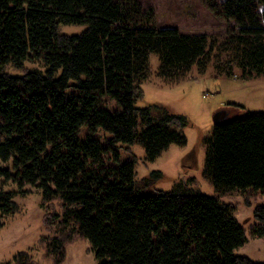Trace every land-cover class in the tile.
Here are the masks:
<instances>
[{"label":"trees","instance_id":"trees-1","mask_svg":"<svg viewBox=\"0 0 264 264\" xmlns=\"http://www.w3.org/2000/svg\"><path fill=\"white\" fill-rule=\"evenodd\" d=\"M205 1L235 29L210 35L158 27L154 9L140 0H0V228L19 212L15 198L29 184L43 205L61 201V212L45 217L52 235L41 238L55 264L77 236L96 264H264L235 253L247 233L235 206L221 200L264 194V112L223 106L229 115L214 125L205 164L217 196L184 185L138 193L135 159L106 160L112 153L119 161V144H142L153 161L171 144L187 143L184 115L135 106L151 80L153 54L168 86L210 65L217 76L264 77V0H225L220 8ZM63 25L86 29L64 34ZM28 62L44 69H27ZM106 95L119 110L102 105ZM82 127L90 133L84 140ZM99 128L106 145L91 135ZM256 215L262 223L251 234L264 237V205ZM10 264L37 263L19 251Z\"/></svg>","mask_w":264,"mask_h":264},{"label":"rangeland","instance_id":"rangeland-1","mask_svg":"<svg viewBox=\"0 0 264 264\" xmlns=\"http://www.w3.org/2000/svg\"><path fill=\"white\" fill-rule=\"evenodd\" d=\"M225 0H212L220 8ZM143 8H153L158 27H175L184 33H206L210 35H225L235 29V23L224 19L211 11L205 0H140ZM85 25H63L61 33H81ZM237 29V28H236ZM156 54L151 57L153 73L151 80L142 85L143 96L135 101V106L143 108L150 105H161L170 112L184 115L187 119L182 128L187 138L185 145L171 144L155 160H148L144 145L119 144V161L112 153L106 156L109 165L119 166L135 159L136 191L150 194L157 191H170L181 186L194 187L201 192L217 196L218 193L210 176L205 174V164L208 149V139L214 132L213 114L228 103H239L249 111L264 112V77L242 79L239 77L217 76L212 65L207 72L198 75L193 70L187 79L177 85H165L158 77L155 62ZM27 69H44L39 62H28ZM9 71L23 75L24 70ZM190 77H196L191 79ZM191 79V80H188ZM102 105L110 111L119 110L118 103L110 96L102 97ZM155 115L161 111L156 109ZM90 134L86 127L81 128L79 138L84 140ZM107 144L106 132L99 128L91 134ZM5 188L18 190V187L7 182ZM26 193L16 196L20 210L5 220L0 228V264H10L19 251H28L37 264H55L46 255L45 246L41 242L44 236L52 233L46 227L45 217L51 212H61V201L56 199L45 203L40 191L29 184L24 186ZM221 200L235 206V216L243 223L247 242L235 250L238 255L249 257L255 262H264V237H254L251 228L261 224L256 215V208L264 205V194H244L241 192L227 193ZM93 252H89V242L77 236L67 244L66 258L62 264H96Z\"/></svg>","mask_w":264,"mask_h":264},{"label":"water","instance_id":"water-1","mask_svg":"<svg viewBox=\"0 0 264 264\" xmlns=\"http://www.w3.org/2000/svg\"><path fill=\"white\" fill-rule=\"evenodd\" d=\"M229 115V111L225 107H221L216 110L213 114V121L215 125L220 124L222 121L226 120Z\"/></svg>","mask_w":264,"mask_h":264}]
</instances>
